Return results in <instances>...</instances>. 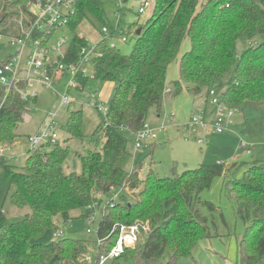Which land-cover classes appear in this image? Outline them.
<instances>
[{"label": "trees", "instance_id": "obj_1", "mask_svg": "<svg viewBox=\"0 0 264 264\" xmlns=\"http://www.w3.org/2000/svg\"><path fill=\"white\" fill-rule=\"evenodd\" d=\"M36 1L0 0V29L20 14L19 9L32 20L27 3ZM129 1L124 0V4ZM154 2L151 17L137 30L141 33L130 55L111 48L109 40L101 39L96 44L94 77L116 84V89L105 120L92 137L95 149L82 157V172H65L69 148L60 144L30 150L22 168L10 165L1 156L0 167L12 191L11 203L29 213L10 221L0 205V264H86L80 259L89 254L87 242L74 238L48 243L41 240L46 233L59 230L57 220L70 221L73 211L82 210L80 218L87 220L91 214L88 208L97 195H108L113 188L127 187L132 194L140 191L135 192L133 200L126 193L120 200L110 198L107 202L113 205L101 216L97 230V240L103 239L105 244L97 246V240L94 242L98 251L94 264L115 244L116 236L111 232L117 224L149 220L151 229L143 246L126 249L109 264H156L167 252L171 253V262H176L191 257L197 244L211 237L195 207L214 205L201 201L200 195L211 189L216 178L228 176L243 165H202L167 178L150 172L144 179L138 167L131 172L125 168L129 158L127 134L144 128L150 110L162 107L170 89L169 67L188 38L192 48L181 60L180 79L172 85V95L186 89L198 97L224 89L222 101L229 108L240 110L248 103H264V0ZM87 10L102 20L97 0H74L63 19L65 27L76 31L86 20ZM119 26L122 28L121 23ZM62 27H52L43 45L48 46ZM111 29L112 38H118L116 29ZM240 41L249 45L242 55L238 54ZM88 45L85 38L76 35L66 56L58 61L67 65L78 62L81 49ZM232 75L234 80L227 85ZM88 79L80 77L79 88L83 89ZM18 87L25 90L28 86L23 83ZM21 90H13L5 100V88L0 86V146L10 147L19 138L16 130L37 102V98L23 99ZM68 132L69 140L85 137L82 109L70 111ZM230 193L238 216L248 224L238 242L240 264H264V163H251L244 178L234 181Z\"/></svg>", "mask_w": 264, "mask_h": 264}, {"label": "rangeland", "instance_id": "obj_2", "mask_svg": "<svg viewBox=\"0 0 264 264\" xmlns=\"http://www.w3.org/2000/svg\"><path fill=\"white\" fill-rule=\"evenodd\" d=\"M140 1L130 0L129 3L123 5L118 0H97L98 7L103 14L102 20L94 12L87 10L86 20L76 31L67 27L58 29L51 38L50 45L55 46L59 41L64 43L56 51L50 53L49 58L53 61L64 58L76 35L85 38L90 44L96 45L102 39L101 30L105 24L116 29L120 23L125 33L129 35L130 41L123 43L119 38H114L113 41L122 54L130 55L135 47L137 30L145 25L152 15V12L146 15L139 13ZM33 3H27L29 11L33 8ZM18 11L20 14L10 19L6 26L0 29L3 36V40L0 41V66L21 50L20 46L11 44L10 37L21 35L23 33L22 22L27 23L30 19L22 9ZM248 47L247 42L240 41L238 54L242 55ZM191 48L192 42L188 38L184 41L178 58L169 67L168 88L173 89L174 82L180 79L181 60ZM33 53L32 49H27L25 58ZM24 64L25 60L22 64L23 67ZM27 76V73H22L20 79H25ZM88 77L89 79L83 89H69L67 87L73 80L70 72L59 75L53 87L43 85L36 87L37 102L25 114L24 122L16 130L19 138L11 144L14 145L18 141L20 146L10 149H8L7 144L0 146V148L6 149L8 157H17L12 162L8 160L10 165L22 168L28 158V150L31 149L30 143L27 141L28 137L41 133L48 123L54 121L59 135L58 144L69 148L65 172L67 174H80L82 172V157L95 149L92 144V137L106 118V114L99 112L96 106L103 105L109 108L116 89V84L96 79L93 69H90ZM233 80L234 75L229 78L227 85ZM68 90L69 94L78 102L72 106L61 103V98ZM216 90L218 96L221 97L224 89ZM205 95L206 92L201 96ZM201 102H203L202 99L190 93L182 92L177 96L168 93L160 109L153 107L150 110L147 123L149 128L153 130L167 127L168 132L159 134L158 140L139 150L136 147V134H127L129 158L125 168L131 172L138 167L140 176L144 179L150 172H154L160 178H167L182 174L189 169H197L202 165L223 163L229 166L235 162L239 163L240 166L243 165L231 174L229 173L228 176L216 178L211 189L200 195L201 201L214 205V208L207 204H200L195 207L200 219L206 221V229L210 232L211 237L201 240L191 257H183L176 262H171V253L167 252L156 264H240L238 242L246 234L248 224L238 216L237 205L230 189L235 180L239 181L244 178L251 163L255 161L264 163V103L246 104L229 120L228 125L230 124L232 129L229 132L218 134L212 130L209 132L207 129L188 127L193 117H202L203 104ZM79 109L83 110V133L85 137L69 140L70 111ZM251 138H256L261 143L252 142ZM200 139L204 140L205 145L199 144ZM241 141L252 146L253 153L251 155L245 153L241 148ZM139 191H134L132 194L129 188H126V191L118 188L114 191L113 196L122 197L128 193V198L133 200L135 192L138 193ZM11 195L12 191L5 179V172L0 167V205L3 206L8 220L17 221L24 218L29 210H21L13 206ZM108 200L104 196L100 206L91 213L95 217V223L91 226L92 233L87 232L90 227L87 220L80 218L83 213L82 210H76L71 213L72 219L70 221L57 220L59 230L55 233H46L41 241L48 243L66 238L85 241L88 244V252L95 260L93 250L96 249L94 247V242L97 240L96 227H98L101 216L108 210L109 205L111 207L113 205L112 203L107 205ZM135 224L143 227L137 247L139 248L143 246L151 226L149 220L137 221ZM55 235L57 236L55 237ZM83 259L82 257L80 261ZM59 264L74 263L66 261ZM121 264H133V262L124 261Z\"/></svg>", "mask_w": 264, "mask_h": 264}, {"label": "built area", "instance_id": "obj_3", "mask_svg": "<svg viewBox=\"0 0 264 264\" xmlns=\"http://www.w3.org/2000/svg\"><path fill=\"white\" fill-rule=\"evenodd\" d=\"M118 1L120 4L124 5V0ZM73 4L74 0H48L46 3L38 0L33 3V8L30 10L33 15L32 20H29V23L22 22L21 28L23 29V33L21 35L10 37L11 44L20 46L21 50L0 66V86L5 88V100L13 92V90H21L18 86L23 83L27 84L28 87L25 90H21L20 94L22 98L26 100L29 98H37L35 91L37 86L43 85L45 87H53L57 77L65 72H70L73 78L72 82L67 85L69 89L79 88L78 79L80 77H88L90 69H93V58L98 56L95 52L96 45L89 43L88 46L83 47L79 53L78 62L70 65L60 62L58 59L53 61L49 58L50 53L60 48L64 43L63 41L57 42L55 46H51L50 44L48 46L43 45L44 37L52 32V27L56 25H62L65 27L63 19L66 14L72 10ZM154 8V0H141L139 13L141 15H146L149 12H153ZM116 31L120 41L123 43H128L130 41L129 35L125 33L123 28L118 26ZM101 35L102 39L110 41L109 44L111 48H117V45L113 41L114 38H112V29L110 27L104 26L101 30ZM1 40H3L2 35H0V41ZM27 49H32L34 53L25 58V51ZM24 60L25 64L23 67L22 64ZM22 73H27V78L20 79ZM172 92V89L167 90V93ZM210 98L212 105L216 108L214 120L209 124L206 122L207 120L203 115L202 117L195 116L192 118L188 127L201 129L211 128L214 132L223 134L227 131L229 120L240 110L227 107L222 101V96H218L216 90L210 92ZM61 103L62 105L72 106L78 102L69 94L68 90V92H66V94L61 98ZM96 109L99 112H104L107 116L109 108L101 105L96 106ZM167 132V127L153 130L145 124L144 128L135 133L137 136V149H142L149 143L155 142L158 140L159 134ZM27 141L30 143V150H36L46 144H58L59 135L55 122L51 121L48 123L41 133H38L36 136H29ZM198 142L199 144L205 143L202 139ZM240 146L248 155L253 153L252 146L246 142L241 141ZM0 155L5 156L11 162L17 158L16 156L8 157L6 155V149L3 148H0ZM126 188L123 189L126 191ZM116 189L117 188H113L108 195L98 194L96 201L89 206L88 210L91 213L94 212V210L100 206V201H102L104 196L106 199H109L108 201L111 199L113 201H116L117 199L119 200L120 196H113ZM87 223L90 226L87 232L92 233L93 230L91 226L95 223L94 214H90V217L87 218ZM142 228L137 224L115 225L111 232V236H116L115 244L109 252L99 255L98 264H109L112 260L119 258L126 249L137 248L142 235ZM97 230L98 227H96V232ZM102 244H105L104 240L98 239L97 246ZM93 251L95 255L98 254L97 249H94ZM82 262L86 264H94L95 260L89 253L84 257L81 263Z\"/></svg>", "mask_w": 264, "mask_h": 264}, {"label": "crops", "instance_id": "obj_4", "mask_svg": "<svg viewBox=\"0 0 264 264\" xmlns=\"http://www.w3.org/2000/svg\"><path fill=\"white\" fill-rule=\"evenodd\" d=\"M0 35H2V34H0ZM183 92L188 93V91L186 89H184ZM197 98H200V99L203 100V102H201V104H203L202 105L203 116L205 117V119L207 120V122L210 124L214 120V118H215V109H216L215 106L212 105V103H211L210 95L206 94L205 96H198ZM147 123H148V121H147ZM230 129H232V126L229 124L227 126V131L226 132H229ZM211 130H212L211 128L207 129V131H209V132H212L213 131V130L212 131ZM251 139H252V142L261 143V142H258V139H256V138H251ZM18 145L20 146L19 142L17 141L14 145L10 146L8 149H10L12 147H15V146H18ZM201 145H205V143L204 144H201ZM29 151H30V148H29L28 152Z\"/></svg>", "mask_w": 264, "mask_h": 264}, {"label": "water", "instance_id": "obj_5", "mask_svg": "<svg viewBox=\"0 0 264 264\" xmlns=\"http://www.w3.org/2000/svg\"><path fill=\"white\" fill-rule=\"evenodd\" d=\"M141 33V30H139L138 32H137V35H139Z\"/></svg>", "mask_w": 264, "mask_h": 264}]
</instances>
